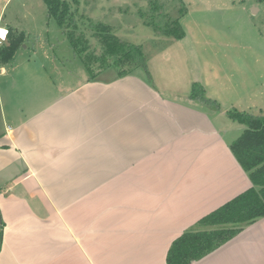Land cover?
<instances>
[{
    "label": "crops",
    "instance_id": "obj_1",
    "mask_svg": "<svg viewBox=\"0 0 264 264\" xmlns=\"http://www.w3.org/2000/svg\"><path fill=\"white\" fill-rule=\"evenodd\" d=\"M35 41L0 66V264H167L251 187L230 151L244 126L190 101V80L75 78ZM191 264H264V218Z\"/></svg>",
    "mask_w": 264,
    "mask_h": 264
},
{
    "label": "rangeland",
    "instance_id": "obj_2",
    "mask_svg": "<svg viewBox=\"0 0 264 264\" xmlns=\"http://www.w3.org/2000/svg\"><path fill=\"white\" fill-rule=\"evenodd\" d=\"M155 1L162 5L166 19L179 20L185 32L183 39L168 41L146 26L148 21L141 14L148 13ZM78 3L79 14L94 23L111 26L118 37L144 47L151 72L164 83L163 91L181 85L183 89L190 80L189 94L192 83L200 78L207 83L210 95L216 97L211 98L206 92L208 98L219 103V112L225 114L234 108L264 115V0H78ZM6 25L18 32L31 33L32 37H23V44L30 45L36 40L37 46L51 45L54 55L72 71V76L84 74L87 78L81 62L72 57L57 23L47 16L42 0H0V28ZM5 31L0 29L2 36ZM18 32L6 35L4 42L17 39ZM114 74L116 70L109 68L98 76L107 78Z\"/></svg>",
    "mask_w": 264,
    "mask_h": 264
},
{
    "label": "trees",
    "instance_id": "obj_3",
    "mask_svg": "<svg viewBox=\"0 0 264 264\" xmlns=\"http://www.w3.org/2000/svg\"><path fill=\"white\" fill-rule=\"evenodd\" d=\"M42 1L46 6L47 16L57 23L66 38L72 57L81 62L87 81L94 80L99 73L109 68H114L119 78L139 69L147 84L153 87L147 65L149 54L142 45L132 44L115 35L111 26L101 22L94 23L79 14L78 0ZM161 7L155 1L148 13L141 14L148 21L146 26L152 28L157 37H164L168 41L183 39L185 32L179 20L166 19L168 17L162 14ZM182 15L181 10L180 16ZM9 33H15V30L9 28L7 35ZM18 34L17 39L11 38L0 43V66L10 62L16 50L23 45L25 32ZM188 98L200 103L210 112L220 111L219 103L206 96L205 87L200 82L192 83ZM225 116L244 126L239 137L230 144V151L247 174L251 187L200 218L194 229L178 236L167 251V264H191L199 261L231 241L245 227L264 218V115L233 108L226 111ZM0 226L2 230L1 219Z\"/></svg>",
    "mask_w": 264,
    "mask_h": 264
},
{
    "label": "built area",
    "instance_id": "obj_4",
    "mask_svg": "<svg viewBox=\"0 0 264 264\" xmlns=\"http://www.w3.org/2000/svg\"><path fill=\"white\" fill-rule=\"evenodd\" d=\"M6 35H7V32H6V34H4V36H2V35L0 34V43L3 42V41H5V39H6Z\"/></svg>",
    "mask_w": 264,
    "mask_h": 264
},
{
    "label": "bare ground",
    "instance_id": "obj_5",
    "mask_svg": "<svg viewBox=\"0 0 264 264\" xmlns=\"http://www.w3.org/2000/svg\"><path fill=\"white\" fill-rule=\"evenodd\" d=\"M1 34V33H0ZM4 34H6V31H5V33Z\"/></svg>",
    "mask_w": 264,
    "mask_h": 264
}]
</instances>
